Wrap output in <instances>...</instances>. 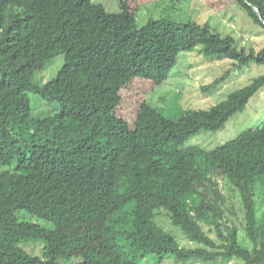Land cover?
Returning <instances> with one entry per match:
<instances>
[{
	"label": "trees",
	"instance_id": "16d2710c",
	"mask_svg": "<svg viewBox=\"0 0 264 264\" xmlns=\"http://www.w3.org/2000/svg\"><path fill=\"white\" fill-rule=\"evenodd\" d=\"M264 27V0H236ZM256 8L261 18L257 17ZM64 61L39 86L22 70L54 45ZM200 45L208 58H228L242 68L264 64V47L237 48L234 38L208 23L169 17L138 26L125 0L109 12L92 0H0V264H158L189 260L264 264V123L212 150L184 146L200 130H218L264 85V74L208 109L177 119L141 103L131 124L115 113L120 89L131 79L166 80L179 53ZM225 70L200 90H214ZM28 92L55 102L57 111L35 118ZM221 174L240 197L243 230L225 214L219 193L208 201L203 187ZM64 218L78 226L48 228L20 219ZM164 214L196 246H181L157 220ZM204 226L217 231V242ZM44 243L41 255L25 242ZM143 260L145 263H143Z\"/></svg>",
	"mask_w": 264,
	"mask_h": 264
},
{
	"label": "rangeland",
	"instance_id": "374dc122",
	"mask_svg": "<svg viewBox=\"0 0 264 264\" xmlns=\"http://www.w3.org/2000/svg\"><path fill=\"white\" fill-rule=\"evenodd\" d=\"M100 3L109 12L120 11L121 0H92ZM134 13L138 26L144 25L149 19L169 17L181 22L194 21L199 24L208 23L211 28L222 35L234 38L237 48L260 50L264 47V27L256 23L246 10L236 0H125ZM201 46L183 50L177 57V62L172 66L166 80L155 84L144 78L131 79L120 89L119 102L115 105V113L132 125L137 110L141 103L147 102L156 107L165 116L177 119L182 113L190 109H208L223 101L228 94L236 89L248 85L256 76L264 74V64L251 61L242 68L232 66L228 58H208L199 53ZM64 61L62 45H54L41 53L22 70V75L31 79L39 86L54 77ZM229 69L230 76L210 92H202L200 86L207 84ZM32 116L40 118L51 115L57 111L55 102L44 100L38 93L28 92ZM264 123V85L253 94L241 111L230 117L224 126L218 130H200L187 137L184 146L201 147L212 150L219 145L234 139L241 132L255 128ZM208 201L216 198V193L223 196L224 211L234 220L238 227L240 239L247 245L250 244L243 230L244 213L238 192L233 189L221 174L213 178L203 187ZM257 216L264 215V192L257 195ZM19 218L36 222L48 228H68L74 230L84 227L78 226L64 218L44 220L35 218L24 212H19ZM158 223L170 232L181 246H196L195 242L185 238L180 228L173 225L164 214L158 215ZM207 233L217 242V231L212 227L204 226ZM44 243L25 242L22 247L31 254L41 255ZM98 240H91L79 250L74 251L61 262L68 264L81 259V251L98 248ZM169 256L159 264H218V262H203L189 260L184 263L173 262ZM146 261V260H145ZM143 260V263H145ZM158 259L151 257L146 264H158ZM225 264H243L237 258Z\"/></svg>",
	"mask_w": 264,
	"mask_h": 264
},
{
	"label": "water",
	"instance_id": "95a60500",
	"mask_svg": "<svg viewBox=\"0 0 264 264\" xmlns=\"http://www.w3.org/2000/svg\"><path fill=\"white\" fill-rule=\"evenodd\" d=\"M245 2H246V0H245ZM253 9H254L257 17L261 18V15H260L259 11L256 8H254V7H253ZM262 23L264 24V21L263 20H262Z\"/></svg>",
	"mask_w": 264,
	"mask_h": 264
}]
</instances>
